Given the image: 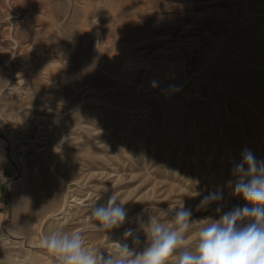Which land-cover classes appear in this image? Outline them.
Returning a JSON list of instances; mask_svg holds the SVG:
<instances>
[{
    "label": "rangeland",
    "instance_id": "rangeland-1",
    "mask_svg": "<svg viewBox=\"0 0 264 264\" xmlns=\"http://www.w3.org/2000/svg\"><path fill=\"white\" fill-rule=\"evenodd\" d=\"M245 149L264 160V0H0V264H56V229L112 250L99 196L125 204L121 242L150 209L244 207Z\"/></svg>",
    "mask_w": 264,
    "mask_h": 264
},
{
    "label": "clouds",
    "instance_id": "clouds-1",
    "mask_svg": "<svg viewBox=\"0 0 264 264\" xmlns=\"http://www.w3.org/2000/svg\"><path fill=\"white\" fill-rule=\"evenodd\" d=\"M241 156L232 167L234 180L227 183L245 206L234 207L218 219L193 221L192 210L184 204L171 211L150 209L146 223L140 217L135 221L144 233L143 242L131 227L124 230L123 242L113 241L109 234L130 220L125 204L112 193L105 203L98 204L99 196L88 206L90 229L104 233L113 242L112 250L88 247L81 231L63 229L46 234L40 247L55 257L56 264H264V160H257L249 149ZM222 200L221 191L209 192L197 210L216 203L220 213ZM192 233L195 239L190 242Z\"/></svg>",
    "mask_w": 264,
    "mask_h": 264
},
{
    "label": "bare ground",
    "instance_id": "bare-ground-1",
    "mask_svg": "<svg viewBox=\"0 0 264 264\" xmlns=\"http://www.w3.org/2000/svg\"><path fill=\"white\" fill-rule=\"evenodd\" d=\"M8 85H9V84H8ZM10 85H11V84H10ZM12 85H13V84H12ZM13 86H14V85H13ZM16 89H19V87L16 88ZM12 90H13V89H12ZM45 181H46V180H45ZM48 182H49V179H48ZM47 185H48V184H47ZM42 187H43V186H42ZM42 187H41V188H42ZM32 188H33V186H32ZM41 188H40V189H41ZM42 194H43V193H42ZM56 194H57L56 189H55V188H52L51 193H50V197H51V198H55ZM39 196H40V195H39ZM38 198H39V197H38ZM62 206L64 207L63 204H62ZM62 206H61V207H62ZM63 207H62V208H63ZM60 210H61V209H60ZM36 218H37V216H36ZM36 218H35V219H36ZM24 219H25V218H24ZM26 221H27V219H26ZM29 244H30V243H29Z\"/></svg>",
    "mask_w": 264,
    "mask_h": 264
}]
</instances>
